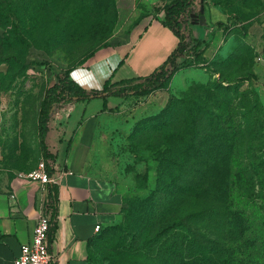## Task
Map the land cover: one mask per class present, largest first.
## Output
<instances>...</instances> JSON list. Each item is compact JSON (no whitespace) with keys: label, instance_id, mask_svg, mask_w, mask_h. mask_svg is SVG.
Returning <instances> with one entry per match:
<instances>
[{"label":"rangeland","instance_id":"1","mask_svg":"<svg viewBox=\"0 0 264 264\" xmlns=\"http://www.w3.org/2000/svg\"><path fill=\"white\" fill-rule=\"evenodd\" d=\"M213 1L224 4L230 15L232 42L225 56L179 70L167 86L149 95L110 97L107 110L101 98L70 104L66 108L73 116L62 128L56 129L62 107L51 114L50 139L54 146H62L60 160L76 143L81 152L77 166L126 188L124 211L110 232L116 229L121 234L93 244V264H108L103 260L108 257L125 264L137 261L131 259L140 258V249L149 251L150 237L140 226L149 223L150 228L154 214L156 226L165 224L173 214L166 193L183 190L180 164L207 160L213 164L211 173L203 168L202 174L208 180L204 193L210 201L220 197L226 182L229 252L241 264H264V166L258 163V157L264 161V133L256 135L264 125L255 127L252 136L251 127L245 130L240 156L227 151L231 137L221 136L218 129L205 133L199 123L192 126L198 134L188 149V126L166 128L172 106L185 98L224 104L227 129L240 120L234 115L245 112L240 104L247 91L255 90L264 115V0ZM117 25V0H0V184L23 178L43 158L38 116L49 86L67 72L87 89H101L113 78L93 63L98 51L115 45ZM229 83L232 92L221 97L219 91ZM204 150H210L209 155ZM169 158L175 163L169 164ZM230 160L248 168L252 164L254 172H231L225 166ZM239 215H244L243 232L237 229ZM111 243L112 252L106 251Z\"/></svg>","mask_w":264,"mask_h":264},{"label":"trees","instance_id":"2","mask_svg":"<svg viewBox=\"0 0 264 264\" xmlns=\"http://www.w3.org/2000/svg\"><path fill=\"white\" fill-rule=\"evenodd\" d=\"M194 2L195 0H173L165 6L166 17L163 22L177 35L179 44L167 60L151 74L120 81L108 79L101 89H87L72 78L70 72H67L58 82L45 90L38 116V136L43 159L47 161V170L51 177L55 173V169L50 165V161L54 162L56 155L49 150L47 136L50 131L51 114L55 108L82 101L90 102L101 98L104 100L103 108L107 110L110 97L129 99L131 97L149 95L167 86L174 75L182 68L192 65L201 66L206 62L215 61L204 57L203 50H200L202 41L194 40L187 31L188 12ZM230 84L222 87L221 91H219L221 97H226L232 92L229 87ZM240 88L241 85L234 87L238 92ZM247 94L249 96L245 95L246 101L240 104L245 112L234 115L233 118L240 117V120L232 122L227 129L223 125L225 115L228 114L227 111L222 110L221 106H224V104H203L190 98L180 99L174 103L166 128L168 130L182 124L188 126L185 129L186 134H191V137L185 135L188 149L193 148L196 135L198 134L197 129H190L192 126L199 123L205 133L218 129L221 136L231 137L232 143L229 146L230 150L227 151L240 156L243 153L241 141H244L242 140V138H245L244 133L248 132L245 130L251 127L249 132L252 136L255 127L259 128L260 125H264L262 123L264 115H261V102L258 93L254 90L247 91ZM251 96L254 97V100L250 98ZM199 106L202 107L201 111H198ZM263 133L264 129L259 128L256 135L262 137ZM260 148L263 147L260 146ZM204 152L209 155L210 150H204ZM223 152H225L224 149H221L220 153ZM251 152L252 149L250 148L249 153ZM259 158L261 159L258 160L259 166H264L262 156ZM254 159L255 157L252 160ZM166 161L169 164L175 163L170 158ZM180 166L185 174V178L181 180L184 184L183 190L178 192L172 190L165 195V202L168 201L170 203V209L174 215L172 214L170 219L160 226H156L157 214H154L153 224L150 228L149 223L142 224L140 230H146L148 232L147 235L150 237L147 243L149 251L146 252V250L140 249V258L131 259L137 261H128L125 264H241L242 261L240 259L237 260V256L229 252L227 247L231 239L229 232H227L228 227H226L230 213L228 211L226 182L220 197L216 201L215 198L210 201L204 193V191L209 189L208 180L202 174V169L205 168L206 172L211 173L213 164L207 160L196 165L183 162ZM225 166L231 172L234 169L239 171V174L242 170L246 172L254 167L252 164L249 168L244 167L243 162L232 160ZM251 171L254 172L253 169ZM48 185L49 209L46 213L50 218L49 239L52 242L57 228L59 190L58 185L52 181ZM123 211L124 207L122 213ZM236 217L238 232L239 230L243 232L244 215ZM113 226L98 232V236L89 247L88 264H93L92 247L95 242L100 243L103 239V243H107L111 237L121 234L120 230L116 229L110 234L114 229ZM152 247L155 248L152 249ZM106 251L112 252V243L109 244ZM103 260L107 261L108 264H116L114 259L110 257L103 258ZM118 264H124V262H119Z\"/></svg>","mask_w":264,"mask_h":264},{"label":"crops","instance_id":"3","mask_svg":"<svg viewBox=\"0 0 264 264\" xmlns=\"http://www.w3.org/2000/svg\"><path fill=\"white\" fill-rule=\"evenodd\" d=\"M171 1L117 0L115 45L98 51L93 64H100L107 75L113 74V81L151 74L179 44L177 35L163 22L165 6ZM229 17L225 5L213 0H195L188 12L187 31L194 40L202 41L200 50L208 60L230 50ZM67 106L59 112L56 129L73 116ZM51 126L47 144L55 155L59 150L56 160L50 161L55 169L52 182L59 190L51 264H88L89 247L99 232L96 226L102 230L119 222L126 188L77 166L81 152L76 143L65 160H60L62 146L53 145ZM48 209L49 185L43 187L24 177L0 184V264H14L21 246L31 241L39 216Z\"/></svg>","mask_w":264,"mask_h":264},{"label":"built area","instance_id":"4","mask_svg":"<svg viewBox=\"0 0 264 264\" xmlns=\"http://www.w3.org/2000/svg\"><path fill=\"white\" fill-rule=\"evenodd\" d=\"M24 178L39 182L41 186L46 187L52 181V177L47 170V161L42 158L38 166L25 175ZM96 230L100 231L101 226L97 225ZM49 231L50 218L46 212H43L35 225L31 241L21 246L14 264H51Z\"/></svg>","mask_w":264,"mask_h":264}]
</instances>
